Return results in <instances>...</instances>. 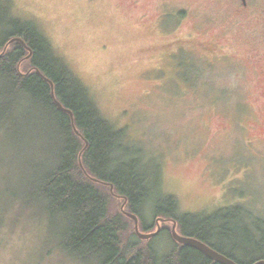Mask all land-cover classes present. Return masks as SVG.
I'll return each instance as SVG.
<instances>
[{"label": "rangeland", "instance_id": "374dc122", "mask_svg": "<svg viewBox=\"0 0 264 264\" xmlns=\"http://www.w3.org/2000/svg\"><path fill=\"white\" fill-rule=\"evenodd\" d=\"M2 1L41 31L178 213L236 212L218 242L246 245L241 230L264 221V0H250V12L238 0ZM19 124L13 141L0 131V264H85L60 248L57 224L30 188L28 164L41 157L24 153ZM121 205L113 197L109 213L122 216L124 244L178 246L170 221L159 222V235L133 237ZM139 223L156 230L151 207Z\"/></svg>", "mask_w": 264, "mask_h": 264}, {"label": "trees", "instance_id": "16d2710c", "mask_svg": "<svg viewBox=\"0 0 264 264\" xmlns=\"http://www.w3.org/2000/svg\"><path fill=\"white\" fill-rule=\"evenodd\" d=\"M14 37L30 48L29 57L19 42L5 48ZM43 76L52 83L54 97ZM54 98L72 112V120ZM20 120L24 122V153L41 157L28 164L33 179L30 188L47 219L57 224L60 248L82 263L219 264L175 240L178 246L166 253L142 250L135 241L124 244L122 216L109 213L115 196L122 203L126 199L124 210L138 220L151 207L156 220H175L179 234L207 244L238 264L264 259L262 219L251 223L253 232L241 230L250 239L246 245L231 243L225 249L218 241L228 240L225 230L236 212L226 209L221 216L203 218L178 213L174 198L162 196L152 172L143 170L139 151L131 150L122 140L123 131L99 113L87 89L52 51L36 25L13 17L9 5L0 0V131L13 141L14 135L20 137ZM139 224L145 233L150 232V225ZM133 237L139 239L135 232ZM249 249L256 253L250 256Z\"/></svg>", "mask_w": 264, "mask_h": 264}, {"label": "water", "instance_id": "95a60500", "mask_svg": "<svg viewBox=\"0 0 264 264\" xmlns=\"http://www.w3.org/2000/svg\"><path fill=\"white\" fill-rule=\"evenodd\" d=\"M13 42H19V43H21L24 46V48L28 51L27 57H29L31 55L30 48L25 44V42L20 37L11 38L7 42L5 48L10 43H13ZM43 78L45 80L49 81L46 77L43 76ZM49 83H50V86H51V94L54 97L53 90H52V83L50 81H49ZM54 103L56 104V106L61 111L68 113L70 115L71 120L73 119L72 112L69 109L63 107L61 105V103L58 100H56L55 98H54ZM75 132L78 133L76 129H75ZM85 144L87 145V143H85ZM110 189L112 191V186L110 187ZM125 203H126V199L124 198V201H123V203L121 205V210L127 217H129L130 219L133 220L135 234L141 239H149L151 237L156 236L159 233L160 229H161L159 222H165V221H169L170 220V219H165V218H161L160 217V218H158L156 220V230L155 231H152V232H149V233L141 232L139 230L138 217L135 214L124 210ZM171 223H172L171 229H170L171 230V236H172L173 240H175L176 242H178L180 244L188 245V246L193 247L195 249H198L204 255L209 257L211 260H213L214 262H217L219 264H238L233 259H231V258L223 255L222 253L216 251L215 249L211 248L207 244H205V243H203V242H201V241H199V240H197V239H195L193 237H188V236H184V235L179 234L177 232V230H176V221L175 220H171ZM253 264H264V259H258Z\"/></svg>", "mask_w": 264, "mask_h": 264}, {"label": "flooded vegetation", "instance_id": "af4514ba", "mask_svg": "<svg viewBox=\"0 0 264 264\" xmlns=\"http://www.w3.org/2000/svg\"><path fill=\"white\" fill-rule=\"evenodd\" d=\"M237 8H239V10H242V11L250 12V9H251L250 0H238ZM258 25H260L264 29V13L262 14V17L260 18V20H258ZM263 40H264V36H263ZM258 62H260L262 65L261 74H262V78L264 81V52L262 53L261 57L258 59Z\"/></svg>", "mask_w": 264, "mask_h": 264}]
</instances>
